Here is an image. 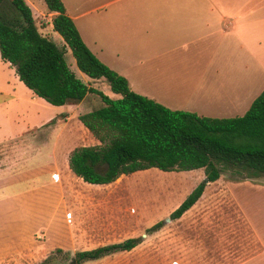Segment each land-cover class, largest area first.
<instances>
[{"label": "rangeland", "instance_id": "obj_1", "mask_svg": "<svg viewBox=\"0 0 264 264\" xmlns=\"http://www.w3.org/2000/svg\"><path fill=\"white\" fill-rule=\"evenodd\" d=\"M26 1L33 3L31 10L39 33L54 36L51 41L61 48L59 35L48 27L49 15L43 1ZM229 15L228 10L221 17ZM179 16V10L157 8L155 35H180L182 26L178 28L176 21L171 20ZM140 26V35L147 33ZM255 45L249 43L246 55L237 51L234 71L220 73L215 78L226 83L225 94L240 102L228 117L241 116L264 88V44L263 48ZM64 60L77 78L84 83L90 81L78 71L67 47ZM195 67L202 70L198 69L202 68L199 63ZM132 71L124 72L131 91L140 95L139 91H156ZM205 79L204 75L201 80ZM91 86L109 98L120 97L109 89L103 78L94 80ZM25 97L32 114L10 121L9 137H0V264H64L69 252L131 237H140V244L135 248L78 264H197L201 259L240 258L257 251L251 248L253 234L241 219L234 200L216 196L215 191L182 218L168 219L190 190L202 181V169L164 172L149 168L120 175L108 184L82 181L67 171L64 163L71 149L89 145L93 139L79 123V113L70 112L72 116L62 120L58 115L64 108L69 112L72 107L53 106L38 97L30 100V93ZM98 106V97L91 95L80 107L86 111ZM56 140L58 150L54 157ZM219 178L225 184L239 181L232 179L228 172ZM263 178L239 181L233 190L239 198L250 196L254 203L263 206L250 187ZM157 222H161L159 230L146 231Z\"/></svg>", "mask_w": 264, "mask_h": 264}, {"label": "trees", "instance_id": "obj_2", "mask_svg": "<svg viewBox=\"0 0 264 264\" xmlns=\"http://www.w3.org/2000/svg\"><path fill=\"white\" fill-rule=\"evenodd\" d=\"M50 24L62 42L55 45L36 28L24 0H0V59L19 81L50 105L80 101L87 93L101 105L78 116L97 140L78 146L67 157L69 170L89 184H108L120 175L155 168L160 171L202 169L203 179L169 214L178 218L200 196L204 185L225 172L234 180L264 177V88L241 115L213 118L170 110L131 91L124 77L100 62L85 46L60 0H42ZM67 47L77 69L90 79L103 78L118 98L85 85L64 60ZM161 222L146 231L159 228ZM139 238L75 252L77 263L128 251Z\"/></svg>", "mask_w": 264, "mask_h": 264}, {"label": "crops", "instance_id": "obj_3", "mask_svg": "<svg viewBox=\"0 0 264 264\" xmlns=\"http://www.w3.org/2000/svg\"><path fill=\"white\" fill-rule=\"evenodd\" d=\"M24 1L33 8L32 1ZM60 1L81 40L100 62L124 76L128 86L130 84L125 73L133 70V73L140 76L142 83L154 86L156 89V91L139 92L170 110L188 111L205 117L229 118L227 114L237 108L240 102L233 101L235 97H231L228 93L226 95V83L219 82L215 78L220 73L228 74L234 71V56L237 51L246 55L249 43L250 45L252 42L256 43L255 47L258 48H263L264 44V0H163L161 4L157 3V0ZM157 8L174 12L179 10V18L171 20L176 21L178 28L182 26L180 35H155ZM228 10L231 15L221 17V14ZM88 14L91 16L86 17ZM48 15V27L51 29L52 13ZM140 25L144 26L143 30H147V33L140 35ZM46 37L52 40L54 36ZM59 43L60 46L63 45L61 38ZM196 54L201 58H196ZM197 63L202 65V68H198L202 70L196 69ZM242 68L246 69V65ZM197 72L198 76H196ZM204 75L206 79L201 80ZM88 79L90 81L83 83L90 87H92L91 83L97 80ZM190 79L195 80L190 81ZM25 89L28 88L18 80L13 68L0 59V137H9L10 121L27 118L32 114L25 96L30 93V100L36 99L37 96ZM91 95L97 97L93 93H87L80 101L59 105L62 107L68 105L72 110L67 112L64 108L58 116L63 120L72 116L70 112L81 115L98 108L99 106L83 111L84 108L80 107ZM209 96L214 97L211 99ZM92 138L96 140L93 136ZM93 139L88 143L89 145L83 146L95 145ZM57 150L56 140L54 157ZM54 162L56 165L55 158ZM64 163L66 170L70 171L67 166V156ZM239 181L225 184L217 178L207 182L198 199L176 219L189 213L202 198L215 191L213 194L216 196H225L234 200L235 208L241 213V219L245 220L253 234L251 248L257 251L240 258L233 256L228 259H198L199 264H264V178L257 184H250L251 189L255 190L253 194H257L263 206L254 203L250 196L239 198L236 195L233 187H236ZM219 186L222 187L217 189ZM159 229L160 227L154 231ZM138 238L139 243L136 246L140 244V237Z\"/></svg>", "mask_w": 264, "mask_h": 264}, {"label": "water", "instance_id": "obj_4", "mask_svg": "<svg viewBox=\"0 0 264 264\" xmlns=\"http://www.w3.org/2000/svg\"><path fill=\"white\" fill-rule=\"evenodd\" d=\"M65 264H76V259L72 252H69L68 260Z\"/></svg>", "mask_w": 264, "mask_h": 264}]
</instances>
